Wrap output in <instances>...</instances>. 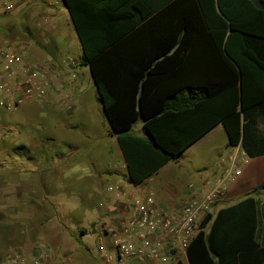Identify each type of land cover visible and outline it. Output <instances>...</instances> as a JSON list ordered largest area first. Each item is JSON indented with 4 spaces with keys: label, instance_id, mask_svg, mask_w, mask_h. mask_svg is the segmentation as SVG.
Instances as JSON below:
<instances>
[{
    "label": "trees",
    "instance_id": "16d2710c",
    "mask_svg": "<svg viewBox=\"0 0 264 264\" xmlns=\"http://www.w3.org/2000/svg\"><path fill=\"white\" fill-rule=\"evenodd\" d=\"M64 6L129 184H141L220 123L248 158L264 155V0H64ZM140 117L147 138L128 133ZM260 192L264 184L207 214L186 249L187 264H264Z\"/></svg>",
    "mask_w": 264,
    "mask_h": 264
},
{
    "label": "crops",
    "instance_id": "0c3cea01",
    "mask_svg": "<svg viewBox=\"0 0 264 264\" xmlns=\"http://www.w3.org/2000/svg\"><path fill=\"white\" fill-rule=\"evenodd\" d=\"M250 1L257 4V0ZM34 8H36L34 5L25 6L11 14L16 15L24 10L33 11ZM51 9H53L50 11L51 21L39 31L37 37L45 38L47 45L57 52L53 59L54 64L49 65L37 59L41 53L38 49L31 47L28 41L25 43L19 41V45L24 48L27 57L33 58L30 60L46 63L53 69L51 102L37 109L34 106L22 107H32L35 112L44 117L46 113H49L55 117V121L49 128V135L45 132L43 136L30 135L32 142L25 144L9 140L13 131H23L22 120L10 126L9 122H6L3 129L2 145L7 150V156L0 160V264L5 256L13 251H19L31 257L36 242L51 241L50 224L54 223L56 226L57 219L66 221L67 226L69 225V219L66 218L67 210L64 205L60 208L57 198L73 196V192L79 186L78 180L85 191L83 196L86 197L85 208L89 216L86 221L87 228L90 227L92 233L97 235V246L103 243L109 250L111 240L102 228L118 222L125 216L132 196L141 195L145 191L152 192L160 208L179 212L185 203L193 198L194 193L200 194L206 190L205 182H212L223 174L229 166L230 156L235 155L240 160L244 155L240 145H231L229 136L220 123L141 184L137 186L129 184L126 163L117 135L110 134L112 129L89 69L81 64V53L77 59L70 54L72 42H74L69 25L70 18L68 19L64 12H57V8ZM7 15L9 14L0 10V24L4 22L3 24H9L7 26L10 28L13 22L5 20L4 16ZM57 19L64 23L61 29L54 24ZM6 32H9L8 29ZM1 36L12 43H14L12 38H19L18 33L13 29L10 30L9 35L5 33ZM69 58L73 60V66L64 64V61ZM62 94L70 96L69 107L60 100ZM183 95L185 94L177 95V101L182 99ZM78 114H84V118H87L82 143L86 149L87 160L83 164V169L75 175L74 179L75 171L72 170V162L60 169L50 166L48 175L42 173L43 171L39 168L40 159L33 157V151L40 148L46 137H48L46 140L55 144L67 140V149L75 150L74 144L77 139L71 129ZM128 133L135 137L147 138L144 120L140 117ZM215 136L221 137L223 141L216 148L212 166V137ZM204 147L209 149L207 152L209 154L203 155V160L198 166L193 163L190 167L181 165L183 159L189 158ZM262 184H264V155L247 158L246 163L242 165L241 175L230 184L228 192L219 201L214 213L237 204ZM122 190L126 191V197L120 196ZM257 198L260 201V210L264 214V192H260ZM57 208L61 210L63 216L56 211ZM69 226H77V230L81 229L86 234L87 228L80 222ZM63 228L68 229L65 224ZM84 235L81 234V236ZM88 252L100 259L98 247L95 249L89 246Z\"/></svg>",
    "mask_w": 264,
    "mask_h": 264
},
{
    "label": "built area",
    "instance_id": "2783aa9c",
    "mask_svg": "<svg viewBox=\"0 0 264 264\" xmlns=\"http://www.w3.org/2000/svg\"><path fill=\"white\" fill-rule=\"evenodd\" d=\"M41 3L50 8L62 0H0V10L11 14L25 6ZM40 25V23L38 24ZM64 64L73 66L71 58ZM53 69L46 63L28 62L24 48L4 40L0 34V110L13 112L22 106H45L51 102ZM60 100L70 106V96ZM247 156H230L229 166L216 180L205 182L206 190L194 193L181 211L170 212L156 204L152 192L132 196L124 217L102 231L111 240V249L98 245L102 264H176L186 258V249L199 231L201 221L211 214L238 176ZM112 190V188H110ZM126 197V191H120ZM31 257L19 251L8 253L1 264H73L68 256L56 255L45 241L34 245Z\"/></svg>",
    "mask_w": 264,
    "mask_h": 264
},
{
    "label": "rangeland",
    "instance_id": "374dc122",
    "mask_svg": "<svg viewBox=\"0 0 264 264\" xmlns=\"http://www.w3.org/2000/svg\"><path fill=\"white\" fill-rule=\"evenodd\" d=\"M33 5L36 6V8H34L35 10L33 11L24 10L16 15L9 14L7 16H4L5 20H12L13 25L8 28L7 25L9 24H3L4 22L2 23V25L0 24V34L6 33L9 35L11 29L15 30V32L18 33L19 38H12L14 43L20 44L21 41L24 43L28 41L31 47H34L40 51L41 54L37 59H41L51 65L54 64L53 59L54 56L57 55V52H55L52 47H49L47 45V40L45 38L39 39V37H37V34L45 25H47L51 21L50 11H53V9L44 6L41 3H35ZM56 8L57 12H64L69 19L64 4H61ZM58 16L60 17V14ZM39 23L40 25H38ZM54 24H57V27L61 29V26L64 23H62L60 19L59 21L57 19L55 20ZM69 25L74 40V42H72L70 54L75 59H77L81 53L80 45L72 28L70 20ZM5 27L9 32H6L7 29H5ZM30 59L33 58L28 56L26 60L32 63L35 62ZM31 106H34L36 109L40 107L36 105ZM46 114L47 115L45 117L41 116L39 113L35 112L32 107H22L14 110L13 112H4L0 110V160L7 156V150L2 145V136L4 135L3 129H5L4 127L7 124L6 122H9V126L16 125L17 121L19 120H22L24 122V127H22L23 131H13V133L9 136L10 141L13 140L14 143L19 142L21 144L31 143L32 141L30 135L43 136L44 132L45 134L49 135V128L51 125H53L55 117L53 115H49V113ZM75 121L76 122L75 124H73V128L71 129V131L76 135L75 138L77 139L76 144H74L75 150L71 151L70 149H67V140H63V143L60 142L55 144L50 140H46L48 138L46 137V139H44V142L41 143L40 148L36 151H33V157L40 159L41 163L40 165H38L40 170L43 171L42 173L48 175L50 166L51 168L55 167L57 169H60L61 167L67 165L69 162H72V170L75 171V174L73 175L74 179L75 175H77L83 169V164L87 160L86 149L84 145H82L85 135L84 126L87 125V118H84V114H78V117H76ZM222 141V138L219 136L212 137V166L215 161L216 148ZM208 151L209 149H207V147L196 151L194 154H192V156L190 155L189 158L183 159L181 161V165L190 167L193 163L195 166H198L201 160H203V155L207 156L209 154L207 153ZM78 185V189L73 192V196L67 198L61 197L57 199L58 203L60 204V208L61 205H64L65 209L67 210L66 218L69 219V225L80 222L84 227L87 228L88 224L86 221H88L89 216L86 214L85 208L86 197L83 196L85 191L82 189L81 182H79V180ZM218 203H216V205L214 206L212 213L215 212V207H217ZM56 211L60 212V215L63 216L60 209L57 208ZM63 224H65L68 229H64ZM59 225L61 227H59ZM69 225L67 226L66 221H60L59 219H57L56 226L54 225V223L50 224L49 231L52 233L51 241L45 242L52 247L54 253L56 255H59V257H70L73 264H102L99 257L92 255L93 253L88 252L89 246H92L95 249H97L98 247L96 239L97 235L92 233V229H90V227L87 228L86 234L84 236H81V229L77 230V226L75 227ZM181 262L183 264H187L186 258H182Z\"/></svg>",
    "mask_w": 264,
    "mask_h": 264
},
{
    "label": "water",
    "instance_id": "95a60500",
    "mask_svg": "<svg viewBox=\"0 0 264 264\" xmlns=\"http://www.w3.org/2000/svg\"><path fill=\"white\" fill-rule=\"evenodd\" d=\"M62 4H64V0H62Z\"/></svg>",
    "mask_w": 264,
    "mask_h": 264
}]
</instances>
